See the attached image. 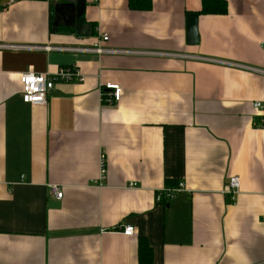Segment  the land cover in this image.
<instances>
[{
	"label": "crops",
	"instance_id": "obj_1",
	"mask_svg": "<svg viewBox=\"0 0 264 264\" xmlns=\"http://www.w3.org/2000/svg\"><path fill=\"white\" fill-rule=\"evenodd\" d=\"M201 1L85 0L54 30L55 5L77 0H0V264H264V74L248 68L264 67V0H227L224 14ZM94 42L135 52L48 49ZM72 66L83 80L22 100L24 73Z\"/></svg>",
	"mask_w": 264,
	"mask_h": 264
},
{
	"label": "built area",
	"instance_id": "obj_2",
	"mask_svg": "<svg viewBox=\"0 0 264 264\" xmlns=\"http://www.w3.org/2000/svg\"><path fill=\"white\" fill-rule=\"evenodd\" d=\"M102 41L108 40L107 34H102ZM48 49H58V50H85L90 52H98V53H134L135 51L129 50H119V49H111L104 48L101 45V42H94L92 44H88L83 47H74V46H54L48 47ZM227 64H232V62H226ZM240 65V64H236ZM249 69L255 70L259 73L264 74V67H252L248 66ZM83 75L78 71L77 67H67L61 68L56 74L49 75L46 73H36V72H27L21 76L22 83V100L26 103L33 105L45 104L47 100L48 93L54 88L56 81L61 80H74L79 79L83 80ZM105 89L109 92L111 99L113 101H118L121 97L122 89L120 86L116 84H107ZM255 108L263 109V103L261 101H256L254 103ZM264 121V118H263ZM102 164H104V157H102ZM102 178L104 177V169H102ZM131 186L135 187V184H131ZM240 189V178L237 175L231 176L229 181L225 187V192L231 195L232 201L235 200V197ZM51 194H53L56 198L62 199L63 197V189L59 184H50ZM186 191V186L183 181H180L176 186H165L160 188L157 191V202L165 203L173 200L178 194ZM136 228L132 224H126L124 227L123 233L125 235H133L135 234Z\"/></svg>",
	"mask_w": 264,
	"mask_h": 264
},
{
	"label": "water",
	"instance_id": "obj_3",
	"mask_svg": "<svg viewBox=\"0 0 264 264\" xmlns=\"http://www.w3.org/2000/svg\"><path fill=\"white\" fill-rule=\"evenodd\" d=\"M46 1V0H42ZM85 0H77L76 3H58L55 5V19L53 22L54 30H57V26L60 24L61 19L58 14L63 15L64 7H67L70 10L69 18L66 19L67 25H74L76 19H80L82 13L85 11ZM197 19L198 15L196 13L187 14V28H188V41L190 43L199 42V33L197 29Z\"/></svg>",
	"mask_w": 264,
	"mask_h": 264
},
{
	"label": "trees",
	"instance_id": "obj_4",
	"mask_svg": "<svg viewBox=\"0 0 264 264\" xmlns=\"http://www.w3.org/2000/svg\"><path fill=\"white\" fill-rule=\"evenodd\" d=\"M129 6L133 10H150L152 8V0H129ZM200 14H224L227 12V0H202ZM92 34H95V27L93 26ZM147 253V260L143 262L152 261L151 248L145 240L140 242V253Z\"/></svg>",
	"mask_w": 264,
	"mask_h": 264
}]
</instances>
